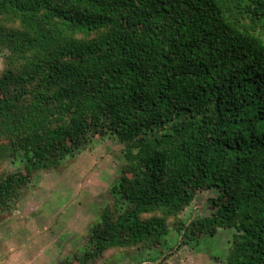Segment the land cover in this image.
Masks as SVG:
<instances>
[{
    "label": "trees",
    "instance_id": "trees-1",
    "mask_svg": "<svg viewBox=\"0 0 264 264\" xmlns=\"http://www.w3.org/2000/svg\"><path fill=\"white\" fill-rule=\"evenodd\" d=\"M0 58V219L109 136L120 176L60 264L155 262L174 229L264 264V0H0Z\"/></svg>",
    "mask_w": 264,
    "mask_h": 264
},
{
    "label": "rangeland",
    "instance_id": "rangeland-1",
    "mask_svg": "<svg viewBox=\"0 0 264 264\" xmlns=\"http://www.w3.org/2000/svg\"><path fill=\"white\" fill-rule=\"evenodd\" d=\"M93 144L76 158L64 159L62 173L36 174L33 186L16 199V211L0 219V264H60L82 247L123 166L118 139L98 136ZM215 195L202 192L183 218L191 221L195 213L208 214L207 200ZM185 232L174 229L163 238V253L159 248L155 262L147 260L146 253H127L113 256L107 264H226L231 231L219 230L214 239L205 235L197 245L184 238Z\"/></svg>",
    "mask_w": 264,
    "mask_h": 264
}]
</instances>
